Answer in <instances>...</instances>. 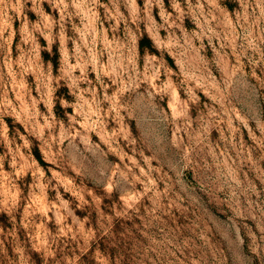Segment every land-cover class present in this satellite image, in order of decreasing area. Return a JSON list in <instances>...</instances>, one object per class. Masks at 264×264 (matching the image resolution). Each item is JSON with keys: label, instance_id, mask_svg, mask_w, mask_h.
<instances>
[{"label": "rangeland", "instance_id": "rangeland-1", "mask_svg": "<svg viewBox=\"0 0 264 264\" xmlns=\"http://www.w3.org/2000/svg\"><path fill=\"white\" fill-rule=\"evenodd\" d=\"M0 264H264V0H0Z\"/></svg>", "mask_w": 264, "mask_h": 264}]
</instances>
